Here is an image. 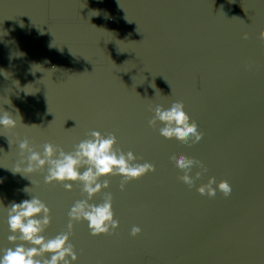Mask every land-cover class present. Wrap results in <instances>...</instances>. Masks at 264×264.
<instances>
[{
	"label": "water",
	"instance_id": "1",
	"mask_svg": "<svg viewBox=\"0 0 264 264\" xmlns=\"http://www.w3.org/2000/svg\"><path fill=\"white\" fill-rule=\"evenodd\" d=\"M262 28L264 0H0V116L17 121L0 125V256L15 247L12 202L44 201L51 238L67 231L69 210L86 198L80 182L70 191L46 184L47 166L15 173L20 141L41 153L49 142L71 152L95 130L114 133L116 148L156 171L123 191L121 176L101 178L110 186L90 203L111 192L119 227L93 236L87 221L76 222L73 264H264ZM175 101L204 134L201 143L167 139L161 122L149 125L150 107ZM180 154L207 168L197 186L226 179L231 195L189 188L171 160ZM133 225L142 229L135 237Z\"/></svg>",
	"mask_w": 264,
	"mask_h": 264
},
{
	"label": "clouds",
	"instance_id": "2",
	"mask_svg": "<svg viewBox=\"0 0 264 264\" xmlns=\"http://www.w3.org/2000/svg\"><path fill=\"white\" fill-rule=\"evenodd\" d=\"M259 37L264 40V28L260 30ZM244 38H247V33H244ZM149 110L154 112V116L148 122L149 125L155 128L157 122H161L163 126L159 128V132L163 137L175 138L189 146L204 140V134L185 111L182 101L173 102L167 109L163 105H157L155 108L150 107ZM0 125L5 129H12L17 126V121L11 113L5 111L3 116H0ZM88 135L89 138L76 144L75 150L71 152H66L60 145L49 142L43 144L41 153L30 146L27 138L20 141L21 160L12 169L15 173L42 172L47 166V174L44 176L46 184L58 182L70 191L73 188L71 182H80L82 194H86V198L77 200L69 210L67 231L51 238L44 235L52 219L51 209L44 201L32 195L31 199L19 203L12 202L6 207L7 223L12 233L8 240L15 247L4 250L0 256V264H73L78 256L75 246L70 242V236L73 235L76 222L87 221L93 236L115 233L119 227V220L115 218L111 192L104 194L101 203H90L96 194L110 186L108 179L101 178L121 176L119 187L123 191L130 181L138 180L149 172H155L156 166L147 161L138 163L136 161L143 157L138 158L132 151L125 153L116 148L117 136L114 133L110 132L105 136L100 131L93 130ZM171 160L183 172L179 179L189 188L196 187L199 194L215 197L218 189L224 197L231 195L232 186L226 179L217 181L214 176H210L207 183L196 185V180L201 178L203 172H207L202 161L184 154L178 157L172 155ZM195 168L202 171H197L193 177L191 173ZM31 183L38 184V181ZM30 188L25 187L23 191L30 193ZM141 231L140 226L133 225L130 234L135 237Z\"/></svg>",
	"mask_w": 264,
	"mask_h": 264
}]
</instances>
